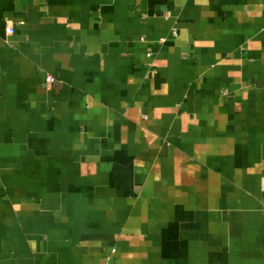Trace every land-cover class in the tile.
Listing matches in <instances>:
<instances>
[{
  "label": "crops",
  "instance_id": "0c3cea01",
  "mask_svg": "<svg viewBox=\"0 0 264 264\" xmlns=\"http://www.w3.org/2000/svg\"><path fill=\"white\" fill-rule=\"evenodd\" d=\"M0 264H264V0H0Z\"/></svg>",
  "mask_w": 264,
  "mask_h": 264
},
{
  "label": "built area",
  "instance_id": "2783aa9c",
  "mask_svg": "<svg viewBox=\"0 0 264 264\" xmlns=\"http://www.w3.org/2000/svg\"><path fill=\"white\" fill-rule=\"evenodd\" d=\"M55 82H56V80H55V78H53V77H47L46 78V83H47V85L50 87V86H52L53 84H55Z\"/></svg>",
  "mask_w": 264,
  "mask_h": 264
}]
</instances>
